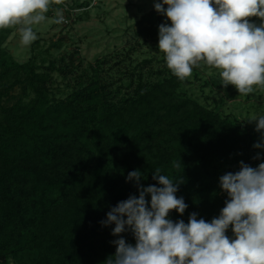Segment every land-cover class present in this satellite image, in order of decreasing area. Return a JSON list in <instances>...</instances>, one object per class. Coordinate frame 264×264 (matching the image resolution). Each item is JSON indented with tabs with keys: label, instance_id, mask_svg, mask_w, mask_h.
Instances as JSON below:
<instances>
[{
	"label": "trees",
	"instance_id": "16d2710c",
	"mask_svg": "<svg viewBox=\"0 0 264 264\" xmlns=\"http://www.w3.org/2000/svg\"><path fill=\"white\" fill-rule=\"evenodd\" d=\"M161 23L171 22L154 8L137 33L159 42ZM10 33L0 30V264H106L116 251L112 241L122 236L134 246L130 230L113 236L115 225L100 223L118 202L139 195L136 181L127 180L131 171L141 172L144 187L160 186L152 178L157 167L180 179L176 196L188 207L169 219L188 223L196 213L210 223L228 199L219 178L239 171L241 161L264 163L253 133L189 96L182 89L189 78L181 82L166 64L155 81L135 73L153 58L118 78L114 64L104 66L108 59L81 75L70 65L60 70L74 84L58 94L50 83L55 62L41 70L8 59ZM226 234L233 236L231 227Z\"/></svg>",
	"mask_w": 264,
	"mask_h": 264
},
{
	"label": "clouds",
	"instance_id": "9594fccd",
	"mask_svg": "<svg viewBox=\"0 0 264 264\" xmlns=\"http://www.w3.org/2000/svg\"><path fill=\"white\" fill-rule=\"evenodd\" d=\"M62 3L0 0V30L15 27L21 45L28 47L38 39L33 26L48 21L52 6ZM154 7L171 22L159 25L158 49L178 80L184 82L194 68L207 66L219 71L220 85L234 86L239 96L264 92V0H162ZM252 17L261 23L250 22ZM52 21L65 22L60 8ZM248 121L264 133V114ZM173 167L180 168V160ZM141 175L135 170L127 176L136 181L139 195L118 202L100 222L115 225L113 236L130 230L136 241L134 246L122 236L112 241L116 251L106 264H264V163L254 168L241 161L239 171L219 178L228 199L210 223L196 213L188 223L173 222L170 212L182 215L188 207L176 196L180 179L161 174L157 167L152 178L160 186L144 187ZM230 227L232 237L226 234Z\"/></svg>",
	"mask_w": 264,
	"mask_h": 264
},
{
	"label": "rangeland",
	"instance_id": "374dc122",
	"mask_svg": "<svg viewBox=\"0 0 264 264\" xmlns=\"http://www.w3.org/2000/svg\"><path fill=\"white\" fill-rule=\"evenodd\" d=\"M155 2L162 0H63L60 6L53 5L47 13L48 21L33 26L38 39L30 46H22L17 29L10 27L11 33L4 43L8 59L17 64L36 63L42 66L41 70H46L50 62H55L50 83L58 94L68 92L74 84L73 77H65L61 68L71 65L75 72L72 75H81L91 72L92 66L103 59H108L105 67L114 64L113 75L118 78L126 69L133 70L145 58H153L145 67L141 63L135 73L143 71L148 80L155 81L158 79L155 70H163L166 64L163 53L159 52L158 41L137 33L139 21L155 8ZM56 8L62 10L63 16L68 14L69 23L56 24L52 21ZM66 10L69 12L65 13ZM62 37L66 40L54 44ZM127 52L130 56H126ZM125 58L126 61L122 62ZM120 82L128 84L129 78L123 76ZM220 83L218 70L201 66L193 69L189 83L182 89L203 105L238 118L253 133L256 143H264V133L257 132L255 122L248 121L253 115L264 114V92L239 96L234 86L223 87ZM257 149L263 151L264 147Z\"/></svg>",
	"mask_w": 264,
	"mask_h": 264
},
{
	"label": "built area",
	"instance_id": "2783aa9c",
	"mask_svg": "<svg viewBox=\"0 0 264 264\" xmlns=\"http://www.w3.org/2000/svg\"><path fill=\"white\" fill-rule=\"evenodd\" d=\"M64 18H65V24H67V23H69V21H70V19H69V17H67L66 15H64Z\"/></svg>",
	"mask_w": 264,
	"mask_h": 264
}]
</instances>
